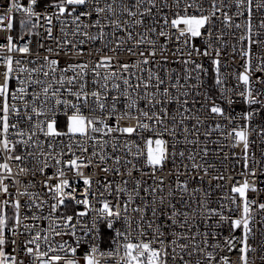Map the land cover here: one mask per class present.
Returning a JSON list of instances; mask_svg holds the SVG:
<instances>
[{
	"label": "snow or ice",
	"instance_id": "1",
	"mask_svg": "<svg viewBox=\"0 0 264 264\" xmlns=\"http://www.w3.org/2000/svg\"><path fill=\"white\" fill-rule=\"evenodd\" d=\"M17 23L19 32L14 37L12 32ZM137 28L140 30L136 31ZM229 29L233 35L237 30L241 33L235 44L225 39ZM54 31L59 35H54ZM0 32L7 34L0 38V69H3L0 71V194L4 196L0 199V264H80L81 259L83 264H100L97 254L111 258L121 248L123 255L116 264H255L256 260L264 264V230L260 231L262 239L256 247L248 243L250 237H256L253 206L261 211L259 222L264 225V203L257 204L247 196L248 191H264L256 187L255 180L247 179L257 176L248 158L249 131L264 143V122L254 123L264 112V0H5L0 5ZM33 37L36 52L42 49L46 55L33 52ZM98 40L103 41V47L94 48L96 53L125 52L139 59L124 63L105 54L95 56L91 66L87 62H71L73 54L91 55L82 46ZM236 44L240 45L238 49ZM229 47L232 62L239 56L242 61L239 68L243 69L231 73L235 81L232 88L226 86L229 73L221 71L228 66L224 57L229 55ZM62 54L67 58L64 66H61ZM170 56L171 62L181 66V73L165 67ZM209 68L218 97L200 91ZM89 82L95 90L89 91ZM113 90L117 94L110 96ZM65 93L74 100L63 98ZM190 96L191 104L200 100L204 103L194 110ZM237 98L249 106L248 111L239 114L242 123H237V116H229L217 103L218 99L230 108ZM171 104L177 105L176 113L170 111ZM85 110L89 115H85ZM58 111L64 116L63 129ZM203 112H207L209 120L219 117L229 121L207 127L203 133L205 140L213 132H219L225 140L231 136L234 145L243 144V184L233 177L230 194L223 198L228 203H218L215 208L209 206L211 194L205 191L204 199L197 200L194 210L195 215L214 219L216 225L227 227L228 236L222 231L188 234L191 224L188 213L178 211L171 199L166 205L163 195L157 197V193L164 191L162 177L159 181L153 179L154 186L148 187H142L143 177L134 179L132 192L128 193L133 171L141 172L147 167L154 177L169 160L174 165L171 171L176 173L175 190L180 193L181 202L185 193L192 196L200 191L193 189L189 193V181L181 180L180 176L209 171L210 166L197 162L198 156L203 161L209 154L206 144L197 138L205 127L199 115ZM127 119H135V126L121 127V122ZM134 134L143 140L144 148L125 140L123 148L132 159H122L116 155L121 148L120 136L130 138ZM180 144L201 146L198 151L188 148L186 155L177 148ZM19 145L26 150L23 155L16 154ZM109 146L113 150L111 154L106 151ZM140 157L144 158L143 165L137 167L132 160L139 162ZM31 159L39 160L35 171L21 166ZM109 159L113 164L105 167ZM177 159L179 165L175 163ZM185 160L189 163L185 164ZM13 166L17 169L16 176L44 174L45 169L53 168L43 187L50 194L49 199L56 202L41 200L39 193H31L27 187L10 192V187L15 188L18 183ZM90 167L105 174L104 191L117 196L128 193L127 200H119V210L116 201L110 203L103 198V192H91L92 184L99 185L100 181L84 175V169ZM121 167L129 179L122 180L123 187H116L113 193V182L106 177L108 173L120 174ZM260 172L264 174V167ZM214 179L226 178L220 175ZM77 181L85 186L83 192ZM140 191L152 196V205L159 207L150 208L152 219L141 216L132 221L127 218V208L133 203V195L140 197ZM92 195L97 196L102 206L96 209L95 218L83 235H78L77 225L88 214L85 210L58 215L48 229L31 235L38 227L37 222L51 220L66 200L87 209ZM168 195L169 198L174 195L172 186ZM17 196L26 197L23 205L14 198ZM78 196L82 198L77 199ZM147 207L145 203L144 207L136 206L132 210L140 215ZM26 209L34 210L31 217ZM40 210L43 211L37 215ZM236 213L239 217L233 218ZM118 218L123 220L124 230H116L112 237L116 246L103 251L99 243L100 226L113 229ZM29 219L31 223L27 222ZM133 224L139 237L136 242L129 239ZM177 226L180 230L174 231ZM59 227L67 232L59 231ZM49 230L52 237L61 239H51ZM237 230H241L240 237L236 236ZM25 233L29 234L28 238L17 245L16 236ZM65 235L76 237L74 246L62 239ZM210 239L214 242L210 243ZM85 246L86 250L78 256V250ZM258 251V256L252 255ZM235 252L240 255L233 262L231 254Z\"/></svg>",
	"mask_w": 264,
	"mask_h": 264
},
{
	"label": "built area",
	"instance_id": "2",
	"mask_svg": "<svg viewBox=\"0 0 264 264\" xmlns=\"http://www.w3.org/2000/svg\"><path fill=\"white\" fill-rule=\"evenodd\" d=\"M5 2V0H0V5H3V3ZM23 2V0H22ZM167 11V10H165ZM17 16H19V14H16ZM147 22V21H146ZM59 27V25H57V28ZM140 29L137 28L136 31H139ZM94 31V30H93ZM229 35L227 37H225V39L230 43V44H235L236 43V38L239 37V35L241 34L239 32V30H237L235 32V35L232 34V30L229 29ZM19 32V24L17 23L15 26L14 31L12 32V35L15 37L17 36ZM6 33L0 32V38L6 36ZM54 35H59L58 31H54ZM25 39H27V37H25ZM33 39V44H32V49L33 52H35L37 55L39 56H43L46 55L47 53L44 50H39V52H36V48L37 45L35 43V37L32 38ZM48 44L50 45L51 42L48 41ZM84 48L85 53H91V55H84V56H78L76 54H73L71 57V62H87L90 66L94 63V57L97 55H112L113 58L115 60H118L120 62H124V63H134L135 60H138L139 57H130L127 53L125 52H120V53H109L107 52V50L101 51L99 53H96L93 51L94 48L99 49L103 47V41H96L91 45H85L82 46ZM237 49L240 47L239 44H236ZM232 52L231 47H229L227 49V53H229V55L225 56L224 59L227 60L228 62V66L226 68H222V72L227 71L229 73V80L227 83V87L228 88H232L233 85L235 84V81L232 79L231 73L234 70L237 71H242L243 69L239 68V65L241 64V59L239 58V56L236 57L235 62H232V56L230 55ZM157 59H160L159 54L157 56ZM178 59V58H177ZM67 58L62 54L61 56V66H64L66 63ZM28 66V65H25ZM205 66L208 67V62L205 61ZM157 70H159V65L156 66ZM166 68L168 69H175L176 73H181L182 72V68L178 63L175 62H171V56L169 57V62L165 65ZM134 71H138L137 69H133ZM0 71H3V69H0ZM211 68H209V73L206 76H203V85L200 88L201 92H205L207 91L209 93V95L213 96V97H218L219 96V91L217 89H215L211 84H209V74H210ZM106 74V73H105ZM69 75H71V73H69ZM90 79V78H89ZM119 82V81H117ZM88 89L89 91L95 90V86H93L91 84V82H89L88 85ZM31 91V89L29 90ZM63 91V89H62ZM237 91H239V89H237ZM117 93L113 90L109 93V95H116ZM65 99H70V100H74L73 97L68 96L66 93L64 94ZM159 99V97H158ZM191 100L192 97H189V101H190V106L193 107V109L195 110L196 108L200 107L201 103H204L203 100H200L199 103L196 104H191ZM217 103H220L222 107L225 108L226 112H228L229 116H237V123H242V121L239 120V114L248 111L249 110V106L247 104H245L242 100H240L239 98L236 99V103H234L233 105H231V107L229 108V106L223 104L221 101H219L217 99ZM59 109V106H57ZM141 107H143V104H141ZM170 111L172 113H176V109H177V105L176 104H171L168 105ZM58 115H59V119H60V126L61 129L64 128V116L59 113L58 111ZM85 115H89V113L85 110ZM97 116L100 115L99 112L96 113ZM105 115H107L105 113ZM195 115V112H194ZM200 119L205 121V127L200 129V135L197 137L203 144H206L207 148L209 149V154L207 157H205V159L202 161L200 160L199 156L197 157V162L198 163H202L204 164L206 167H209V171L207 172V174H205L203 171H199V172H192V173H185L183 175L180 176L181 180H188L189 181V187H188V192L191 193L193 191V189H199L200 191L192 196H189L188 193H185L183 196V202H181V196L180 193L178 191L175 190V184H176V173L171 171V169H173L174 165L172 163L171 160H169L168 162H166L164 168L162 171H157L155 173V176L152 177L151 176V169L147 168V167H143L141 172H136L133 171L131 173V176L133 179H129L127 173L125 172V169L123 167H121L120 170V174H115V173H108L107 174V180H110L113 182V193H115V188L116 187H123L122 185V180L125 179H129V183L127 185L128 188V193L132 192V188H133V180L134 179H140L141 177H143V181H142V187H148L149 185H153V179H155L156 181H159L160 178H163L164 181V191L163 193H157V197L159 195H163L165 197V203L167 205L169 199H171V202L173 204L176 205L177 210L178 211H185L188 213V219L191 220V224L188 228V234H192L195 232H205V231H212L213 233L217 232V231H222L224 236H228V229L227 227H222L219 225L215 224L214 219H205L202 215H195L194 214V210L197 207V200H203L204 199V192L207 191L209 192L211 195L209 197V206L210 207H218V203H225L227 204L228 202L226 200H224L223 198L227 197L230 194V189L234 183L233 181V177H236L239 180L240 184H243L244 179L241 176V172H242V162H243V144H238V145H234L233 144V139L231 136H229L226 140L224 139L223 136L220 135L219 132H213L212 135L207 137V140H205V136H204V132L206 130L207 127L214 126L215 123L219 122L222 124H228L229 121L226 120H221L219 117H217L215 120H209L208 119V114L207 112H203L200 113ZM177 119H179V116H177ZM136 120L135 119H127L121 122V127L124 126H135L136 124ZM148 122V121H145ZM264 122V112H262L260 114L259 117H257L256 121L254 122L255 124H260ZM113 123V121H109V124ZM192 123H195V120L193 119ZM190 126V125H188ZM21 127H24V125L22 124ZM116 135V134H114ZM193 136H196L195 133H193ZM41 140L44 139L43 136L40 137ZM168 137L165 136V139H167ZM179 139H183V137L178 136ZM125 140H130L131 142H134L136 145H139V147L141 149L144 148V143L143 140L140 138V136L138 134H134L132 135L130 138L127 135H121L120 136V144H121V148L116 152V155H120L122 157V159H132L131 155H126V150L123 148V144L125 142ZM249 162L250 165H253L256 170H257V176L256 177H252V176H248L247 179L249 180V182H252L253 180L256 181V187L258 189H264V174H261L260 169L262 167H264V143H261V138L257 135L252 133L251 131H249ZM88 146V145H86ZM201 145H196V146H192V145H185V144H180L177 145V148L180 150H184L186 152L187 155V149L188 148H193L194 151H198L199 147ZM16 154L18 155H23L25 153V148L23 145H19L16 148ZM89 151H91V148H89ZM106 151L111 154L112 153V148L109 146L106 148ZM70 155V154H69ZM253 155L255 156V161L253 162ZM143 161L144 158L140 157L139 158V162H137V160L133 159L132 162L134 164H137V167H141L143 165ZM176 165L180 164V161L177 159L176 160ZM185 164H188L189 162L187 160L184 161ZM113 161L111 159L108 160L107 165H105V167H110L112 166ZM39 165V160L37 159H31L30 161L26 162L25 165H21L22 167H29L32 168L34 171L35 169L38 167ZM17 169L15 168V166H13V174H14V178L18 181V183L16 184L15 188L10 187V192L15 193L17 190H23L25 187H27L28 191L31 193H39V197L41 200L44 199H49L50 194H48L46 192V189L43 187V181L47 178L48 175H51L52 172H54L53 168H48L45 169L44 174H41L39 172H35V175H25V176H16ZM181 172H183V169H181ZM71 176V174H69ZM84 175L85 176H92L94 180H99L100 184L98 185L97 183H93L91 186V192L92 193H97V192H103V198L107 199L110 203L113 201H116V208L119 210L120 209V204H119V200L123 199V200H127L128 199V193H123L120 196H117L115 194H109L107 191H104L102 185L105 179V174L100 171L99 169H96L94 167H90V168H86L84 169ZM223 175L226 179L225 180H218V179H214V177ZM192 177H197V179H192ZM202 178V180L200 179ZM22 181V183L20 182ZM7 182V181H6ZM55 181H53L54 183ZM77 184L79 185V189L81 192H83L84 189V185L82 183V181H77ZM154 186V185H153ZM170 186H172V191L174 192V195L169 198V190H170ZM247 196L250 199H253L256 201V203H264V191H248L247 192ZM15 199H19L21 201V204L23 205L25 202L26 197H14ZM82 196H78L77 199H81ZM0 199H4L3 194H0ZM90 199V205L87 207V209L85 208L84 205H77L74 203V201L71 200H66L64 205H61L58 209L57 213L53 214V217L51 220H41L38 221V227L35 229V231L33 233H31V235H35V232L37 231H41V229H48L49 224L53 223V221L56 219V217L58 215H73L75 212L78 211H82L85 210L87 211V215L85 217L80 218V222L77 225V233L78 235H83L84 230L90 226L91 221L93 218H95L96 215V209L101 207L102 205L100 203H98V198L95 195L89 196ZM152 199L153 197L150 196L148 193H145L144 191H140V197L136 198L134 195L132 196V200L133 203L132 205L128 206L127 208V218L129 220L135 221V220H139L141 219V216L147 218V219H152V214L150 211V208L153 206L159 207V205H152ZM142 201L144 203H142ZM56 201L54 199H49V203H55ZM147 204L148 207L145 209V211L143 213H141L140 215H137L135 212H133L132 208L139 206V207H144V204ZM47 207V206H46ZM27 212V214L29 215V217H31L32 213H33V209H26L24 210ZM41 211H37L36 214L40 215ZM12 213L9 210L8 211V215L10 216ZM23 214V212H22ZM45 215H47L46 212H44ZM125 213L124 211L121 210V216H124ZM225 215H228L227 211L225 212ZM252 216L255 217L256 220V227H255V231H256V237L255 239L253 238H249L248 243L254 247H256L259 244V241L262 239L261 235H260V231L264 230V225H262L259 221L261 219V211L253 206V210L251 213ZM239 217V213H236L235 216L233 218H238ZM158 222L160 220L159 218V214H158ZM28 223H31V219H29V221H27ZM75 222V221H73ZM167 223V222H165ZM59 231L62 232H67V229L63 228V227H59L58 228ZM116 230H124V224H123V220L122 219H117V221L114 224V228L113 229H109L106 226H104L103 224L100 226V234H101V239L99 241L100 243V247L103 251H107L109 248L111 247H115V243L112 242V237L115 235V231ZM168 228H165V232H168ZM174 231H179V226H177V228L173 229ZM130 231V236L129 239L132 240V242H136L137 239H139V237L136 236V231H135V225H132V228L129 230ZM49 236L51 239L54 240H60V237H52L51 236V231L49 230L48 232ZM10 235V233H9ZM43 235V233H42ZM94 235V234H93ZM29 236V234L25 233L24 236H20L17 235L16 236V241H17V245H19L20 241L22 239H27ZM151 236V232H149V237ZM236 236L240 237L241 236V230H237L236 231ZM63 240L67 241L69 245H73L74 246V241L76 239V237H71L70 235H65L62 238ZM199 239H203V237H200ZM210 243L214 242L210 239L209 241ZM120 243H123V240L120 241ZM42 244V250H44V245L43 242L41 241ZM55 246V245H54ZM11 245H9V250H11ZM86 250V246L82 247L78 250L77 255L79 256L80 252H83ZM63 255V253H61ZM226 254V253H225ZM259 251L257 253H254L252 255H259ZM69 255H71L69 253ZM123 255V249H120V252L118 255L108 258V257H101L99 254H97V259L100 261V264H116V261L120 260V257ZM240 253L239 252H235L233 254H231V261L235 262L237 260V258L239 257ZM80 264H83V260H80ZM255 264H259V260L255 261Z\"/></svg>",
	"mask_w": 264,
	"mask_h": 264
},
{
	"label": "trees",
	"instance_id": "3",
	"mask_svg": "<svg viewBox=\"0 0 264 264\" xmlns=\"http://www.w3.org/2000/svg\"><path fill=\"white\" fill-rule=\"evenodd\" d=\"M208 79H209V84H211L213 86L214 81H213V77H212V71H210Z\"/></svg>",
	"mask_w": 264,
	"mask_h": 264
}]
</instances>
